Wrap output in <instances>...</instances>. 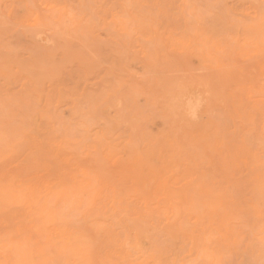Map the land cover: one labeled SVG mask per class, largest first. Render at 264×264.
I'll list each match as a JSON object with an SVG mask.
<instances>
[{
  "label": "rangeland",
  "instance_id": "1",
  "mask_svg": "<svg viewBox=\"0 0 264 264\" xmlns=\"http://www.w3.org/2000/svg\"><path fill=\"white\" fill-rule=\"evenodd\" d=\"M0 264H264V0H0Z\"/></svg>",
  "mask_w": 264,
  "mask_h": 264
},
{
  "label": "bare ground",
  "instance_id": "2",
  "mask_svg": "<svg viewBox=\"0 0 264 264\" xmlns=\"http://www.w3.org/2000/svg\"><path fill=\"white\" fill-rule=\"evenodd\" d=\"M201 101H202V100H201ZM201 101H200V102H201ZM203 101H204V100H203ZM202 103H204V102H202ZM202 103H201V104H202ZM199 104H200V103H199ZM201 104H200V105H201ZM200 105H199V106H200ZM203 105H204V104H203ZM191 107H193V104H192V103L190 104V108H191ZM200 107H201V106H200ZM198 110H199V109H198ZM196 112H198V111L196 110ZM185 113H186V111H185ZM1 196H2V195H1ZM2 202H3V201H2ZM147 238H148V237H147ZM81 239H82V238H81ZM80 243H81V242H80ZM85 261H86V260H85Z\"/></svg>",
  "mask_w": 264,
  "mask_h": 264
}]
</instances>
